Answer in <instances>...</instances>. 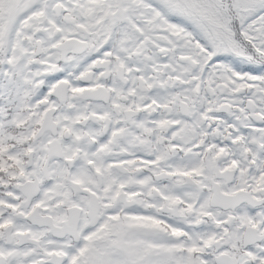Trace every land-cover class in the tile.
I'll list each match as a JSON object with an SVG mask.
<instances>
[{"label":"snow or ice","instance_id":"obj_1","mask_svg":"<svg viewBox=\"0 0 264 264\" xmlns=\"http://www.w3.org/2000/svg\"><path fill=\"white\" fill-rule=\"evenodd\" d=\"M0 264H264V0H0Z\"/></svg>","mask_w":264,"mask_h":264}]
</instances>
